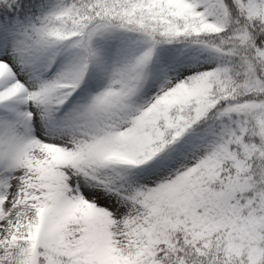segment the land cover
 I'll return each instance as SVG.
<instances>
[{"label":"snow or ice","instance_id":"6c2138e0","mask_svg":"<svg viewBox=\"0 0 264 264\" xmlns=\"http://www.w3.org/2000/svg\"><path fill=\"white\" fill-rule=\"evenodd\" d=\"M0 264H264V0H0Z\"/></svg>","mask_w":264,"mask_h":264}]
</instances>
